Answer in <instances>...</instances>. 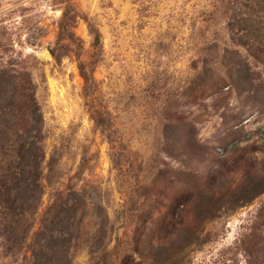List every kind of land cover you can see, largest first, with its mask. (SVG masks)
Masks as SVG:
<instances>
[{"label":"rangeland","instance_id":"374dc122","mask_svg":"<svg viewBox=\"0 0 264 264\" xmlns=\"http://www.w3.org/2000/svg\"><path fill=\"white\" fill-rule=\"evenodd\" d=\"M252 76L264 85V0H0V175L30 93L45 158L29 221L81 191L72 264H264V193L234 206L264 173ZM16 245L0 238V264H28Z\"/></svg>","mask_w":264,"mask_h":264},{"label":"trees","instance_id":"16d2710c","mask_svg":"<svg viewBox=\"0 0 264 264\" xmlns=\"http://www.w3.org/2000/svg\"><path fill=\"white\" fill-rule=\"evenodd\" d=\"M66 22H69L68 12L64 11L60 21L61 31L67 28ZM99 42V33L95 31V44L98 45ZM79 70L87 87L90 77L84 64H79ZM254 81L253 76L249 77L250 87L254 86ZM29 82L25 81L27 84H30ZM255 85L256 94L258 91L261 93L262 88L264 90V85L257 83ZM19 96L20 108H25L26 116L16 141L15 160L7 168V172L0 175V238L5 241H14L20 249L25 247V250L30 252L29 256L25 255L28 264H72L69 257L70 250L75 241L80 238L74 226L81 223L86 214L83 211L86 199L81 191H57L51 204L43 211L38 228L33 231V222H30L29 218L37 213L44 194L42 180L45 155L42 146V116L32 94L23 93ZM259 103L264 104L263 92ZM0 112L2 114L0 118L1 148L6 142L11 126L6 123L7 112L3 108ZM98 112L100 114L94 113L92 118L96 124L105 126L104 116L102 112ZM241 187L247 195L242 198H239V195L235 197V207L249 203L264 193V173H257L256 176L248 179V185ZM204 204L209 205L208 198ZM79 212L81 216L78 215ZM260 217L264 216L260 215ZM101 247L102 244H98V249ZM168 250L170 251V247L166 243L158 244V252L168 254ZM123 263L133 264L128 259H124Z\"/></svg>","mask_w":264,"mask_h":264},{"label":"water","instance_id":"95a60500","mask_svg":"<svg viewBox=\"0 0 264 264\" xmlns=\"http://www.w3.org/2000/svg\"><path fill=\"white\" fill-rule=\"evenodd\" d=\"M46 53H49L48 50H45Z\"/></svg>","mask_w":264,"mask_h":264}]
</instances>
